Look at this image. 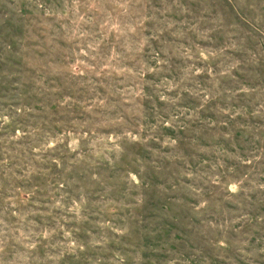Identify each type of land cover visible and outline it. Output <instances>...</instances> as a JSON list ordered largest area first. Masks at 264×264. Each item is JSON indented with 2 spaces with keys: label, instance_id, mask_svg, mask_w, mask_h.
Returning a JSON list of instances; mask_svg holds the SVG:
<instances>
[{
  "label": "rangeland",
  "instance_id": "374dc122",
  "mask_svg": "<svg viewBox=\"0 0 264 264\" xmlns=\"http://www.w3.org/2000/svg\"><path fill=\"white\" fill-rule=\"evenodd\" d=\"M0 264H264V0H0Z\"/></svg>",
  "mask_w": 264,
  "mask_h": 264
}]
</instances>
